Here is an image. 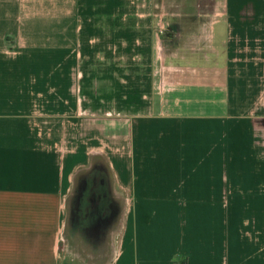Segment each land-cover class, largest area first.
<instances>
[{
	"label": "crops",
	"instance_id": "0c3cea01",
	"mask_svg": "<svg viewBox=\"0 0 264 264\" xmlns=\"http://www.w3.org/2000/svg\"><path fill=\"white\" fill-rule=\"evenodd\" d=\"M219 7L143 105L107 117L78 67L137 63L133 10L0 0V264H264V0ZM94 165L108 228L69 216Z\"/></svg>",
	"mask_w": 264,
	"mask_h": 264
},
{
	"label": "rangeland",
	"instance_id": "374dc122",
	"mask_svg": "<svg viewBox=\"0 0 264 264\" xmlns=\"http://www.w3.org/2000/svg\"><path fill=\"white\" fill-rule=\"evenodd\" d=\"M115 2L122 7L123 12H127L126 22L130 23L128 12L130 9L136 14L134 17L139 24L137 63L123 61L78 67L79 72L83 67L84 77L87 78L82 89L90 95L86 98L91 103H97L98 95L106 96L104 109L96 114L107 117L118 114L121 117L130 115L128 107L130 100L139 107L143 105L145 100L141 96L148 92L151 94L153 89L159 86L163 69L167 71L168 65L179 64L181 56L190 55L198 50V47L192 45H194L193 41L199 38L200 33L189 29L194 24L209 23L213 19L211 12L216 6L220 9L219 0L217 2L216 0H128L127 3L125 0H115ZM198 12H202V15H197ZM187 42L191 47L186 46ZM122 51L123 55H129L126 49ZM81 82L80 79L77 85L80 86ZM71 210L69 207L70 217Z\"/></svg>",
	"mask_w": 264,
	"mask_h": 264
},
{
	"label": "flooded vegetation",
	"instance_id": "af4514ba",
	"mask_svg": "<svg viewBox=\"0 0 264 264\" xmlns=\"http://www.w3.org/2000/svg\"><path fill=\"white\" fill-rule=\"evenodd\" d=\"M107 172L108 169L104 165H94L90 168L89 174L79 176L77 190L70 200L71 220L79 227L87 225L90 219L94 218L96 221H104L108 228L110 219L119 213L110 203ZM94 190L103 191L104 199L100 200L101 207L93 202Z\"/></svg>",
	"mask_w": 264,
	"mask_h": 264
},
{
	"label": "bare ground",
	"instance_id": "6f19581e",
	"mask_svg": "<svg viewBox=\"0 0 264 264\" xmlns=\"http://www.w3.org/2000/svg\"><path fill=\"white\" fill-rule=\"evenodd\" d=\"M84 171V170H83ZM97 239V238H96ZM98 240V239H97Z\"/></svg>",
	"mask_w": 264,
	"mask_h": 264
}]
</instances>
